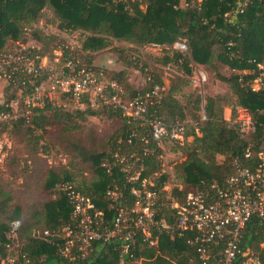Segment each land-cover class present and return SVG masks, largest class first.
Segmentation results:
<instances>
[{
  "label": "trees",
  "instance_id": "obj_1",
  "mask_svg": "<svg viewBox=\"0 0 264 264\" xmlns=\"http://www.w3.org/2000/svg\"><path fill=\"white\" fill-rule=\"evenodd\" d=\"M184 1H187L186 5L181 4V0H0V50L11 47L10 41L26 42L28 28L37 22L42 10L49 7L61 31L82 32L76 48L58 43V47L63 46L70 56L79 57L80 63L95 70L103 69L92 63V53L104 49L114 40L134 45L130 48L123 45L112 48L116 60L126 67L140 60L129 54V50L137 52L139 46L150 43L167 46L163 48L164 53L154 59L162 65H173L180 70L182 78H179L184 84L188 81L185 76L192 73V62L212 70L219 64L236 70L230 76L216 73L220 80L228 83L236 97L231 117H234L238 106H246L256 122L263 121L264 88L252 90L249 82L262 73L258 64L264 62V0H248L243 11L234 16L231 10L235 0ZM31 32L34 34L36 31ZM34 36L40 39L39 35ZM175 43L184 44L185 50L173 48ZM39 44L38 52L44 54L47 48ZM140 69L147 72L146 85L141 89L127 83L124 70L114 71L110 75L103 70L108 79H115L122 85L126 98H132L150 91L156 84L163 85L159 69L151 68L146 62L142 63ZM25 85L22 95L30 91L31 85ZM178 89L170 85L167 91L163 90L160 100L148 107L144 117L127 116L111 104L101 103V109L89 104L84 109H65L48 101L43 105L29 106L20 100L17 115L7 121H0V124L5 130L7 123H11L13 134L28 144L36 130H43L45 125L61 120L65 122L61 133L67 134V137L72 128L69 121L73 118L85 120L87 116L103 114L118 118L121 127L102 146V142L96 143L91 128L90 136L87 137L89 146L78 143L80 140L68 142L71 151L75 150L88 163L94 177L90 181H75V174L70 168L49 169L44 187L54 190L55 195L42 203L39 209L31 205L24 210L16 205L8 210L10 194L0 186V250L3 254L4 232L12 220L18 219L20 246L15 249L17 264H187L195 253L192 246L187 244L189 232H181L178 228L170 233L165 229L155 230L154 233L158 235L155 246H149L137 235L135 246L129 253L122 255V262L120 243L113 240H94L85 255H77L79 252L74 250L72 254L75 257L69 259L59 254L60 238H56L58 244L55 245L32 234L43 229H61L72 221L71 205L65 192L59 188L63 183H69L88 197L102 211L107 227L116 214L115 207L131 206L134 201L131 185H139L142 179L148 178L158 168L157 153L161 147L150 134V120L154 117H160L166 123L183 122L184 136L192 135V140L182 147L184 159L176 165L178 176L189 188L182 190L175 187L172 198L164 205L162 187L167 174L162 172L153 177V185L146 184L156 191L157 220L172 223L175 216L170 204L182 202L188 191L207 190L212 183L223 184L234 172V159L244 161L245 141L224 118L220 98L213 96L206 97L204 116L199 117L192 124V131L187 133L186 122L183 121L184 106L175 97ZM17 91L13 86L5 85L0 111L10 109L7 104L17 98ZM143 147L150 151L142 154ZM132 151L143 157L144 168L140 181L128 180L115 159L117 153L128 155ZM108 189L118 192L113 204L109 203L106 195ZM243 237L250 249L264 259V230L254 217L247 223Z\"/></svg>",
  "mask_w": 264,
  "mask_h": 264
},
{
  "label": "built area",
  "instance_id": "obj_2",
  "mask_svg": "<svg viewBox=\"0 0 264 264\" xmlns=\"http://www.w3.org/2000/svg\"><path fill=\"white\" fill-rule=\"evenodd\" d=\"M247 2L235 0L232 16L242 12ZM181 4L186 5L187 1L181 0ZM10 42L11 47L0 50V78L6 85L18 89L17 97L20 96L25 105H43L48 101L65 109H84L87 104L94 107L103 103L119 108L127 116L144 117L164 90V85L156 84L144 94L126 98L117 80L108 79L101 68L95 70L80 63L79 57L70 56L63 46L48 55L40 54L34 43ZM179 46L185 49L184 44L179 43ZM258 67L261 68L259 64ZM26 83L31 85L30 91L22 95ZM249 86L252 90L264 88L262 73L253 78ZM70 103L72 106L68 107ZM7 106L9 110L0 111V121L17 115L18 109L13 107L12 101ZM226 119L245 141L243 159L246 163L235 158L234 172L223 184L212 183L207 190H190L182 202L171 203L175 216L172 223L155 218L156 191L147 187L145 179L139 185H131L132 205L115 207L116 214L109 227L104 223L102 211L88 197L69 183H63L59 188L71 205L72 221L61 229H43L32 234L55 245L58 244L56 238H60L59 254L69 259L75 257L74 250L79 252L77 255H85L94 240H113L120 243L122 262V255L135 246L137 235L149 246H155L158 241L155 230L165 229L170 233L178 228L189 232L187 244L195 253L187 264H264V259L250 249L243 237L251 217L264 230V120L256 122L246 106H238L234 117L229 115ZM184 131L183 122L166 123L160 117L150 120V134L158 145L162 139L183 140ZM149 151L142 148V154ZM142 158L136 151L128 155L115 154L120 169L130 181H140L144 168ZM106 195L113 204L118 192L108 189ZM19 227L20 221L14 219L4 232L5 254L0 250V264H17L15 249L20 246Z\"/></svg>",
  "mask_w": 264,
  "mask_h": 264
},
{
  "label": "rangeland",
  "instance_id": "obj_3",
  "mask_svg": "<svg viewBox=\"0 0 264 264\" xmlns=\"http://www.w3.org/2000/svg\"><path fill=\"white\" fill-rule=\"evenodd\" d=\"M57 25V20L51 9L49 7L44 8L37 22L31 28H28L29 34L26 42L38 46L41 43L42 46L47 48L44 54L48 55H51L53 50L58 48L60 42L69 46V48H76L82 38V32L80 30L61 31ZM31 31L36 32L33 34ZM34 35H39L42 41ZM121 45L129 48L134 46L133 44L114 40L112 44L104 49L92 53V63L105 69L107 75L117 70H124L127 83L137 89H141L146 85L147 72L140 69L143 62H146L151 68L159 69L164 91H167L170 85L179 88L175 92V97L184 106L185 117L183 121L186 122L187 133L192 131V124H195L199 117L204 116L206 97L220 98L224 118L229 117L235 109V95L228 83L220 80L216 73L230 76L233 72H237L236 70L233 71L220 64L212 70L202 64L192 62V73L190 76H185L188 81L184 84L180 79L182 78L180 70H177L173 65H162L154 59L155 56H161L164 53L163 48H167V46L150 43L139 46L137 52L129 50V54L139 57L140 60L137 61L138 63H134L133 66L126 67L116 60V55L112 50L113 47ZM172 47L182 51L185 50L179 46V43H175ZM259 65L264 76V62ZM5 85L6 83L0 78V105L4 101ZM17 92L19 93V91ZM19 97L11 100L13 107L16 109H20V102L17 101ZM100 104L94 107L101 109ZM71 106L70 103L68 107ZM64 123V120L57 123L51 122L45 125L43 130H36L29 144L20 136L13 134L11 123H7L5 130H2V124H0V186L10 194L8 210L16 205L24 210H27L31 205L39 209L42 203L53 198L55 191L47 190L44 187V179L49 169L70 168V171L75 174V181H90L94 177L92 170L88 163L77 155L75 150L71 151L68 142L80 140L78 143L89 146V138L87 137L90 136L89 128H91L96 143L99 142L100 144L102 142V146L105 144V140L121 127L118 118H110L103 114L87 116L85 120L73 118L69 121V126L72 128L67 137V134L61 133ZM191 140L192 135L188 134L184 136L183 140L162 139L160 141L161 150L157 153L158 168L145 179V182L148 186H151L154 184L153 177L162 172L167 174V180L162 187L164 192L162 203L164 205L172 198V191L175 187L182 190L189 188V186L184 185L178 176L176 165L185 157L182 147ZM219 159L221 158L219 157ZM25 247L28 249L27 244Z\"/></svg>",
  "mask_w": 264,
  "mask_h": 264
}]
</instances>
